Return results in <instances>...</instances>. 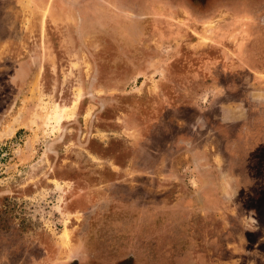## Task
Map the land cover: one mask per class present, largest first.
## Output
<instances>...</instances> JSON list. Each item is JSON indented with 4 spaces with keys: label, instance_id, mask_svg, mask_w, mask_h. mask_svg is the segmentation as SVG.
Segmentation results:
<instances>
[{
    "label": "rangeland",
    "instance_id": "374dc122",
    "mask_svg": "<svg viewBox=\"0 0 264 264\" xmlns=\"http://www.w3.org/2000/svg\"><path fill=\"white\" fill-rule=\"evenodd\" d=\"M188 1L0 0V264H264V0Z\"/></svg>",
    "mask_w": 264,
    "mask_h": 264
},
{
    "label": "crops",
    "instance_id": "0c3cea01",
    "mask_svg": "<svg viewBox=\"0 0 264 264\" xmlns=\"http://www.w3.org/2000/svg\"><path fill=\"white\" fill-rule=\"evenodd\" d=\"M178 1V0H177ZM181 1H185V6H187V7H193V5H192V3L191 2H189L188 0H181ZM240 1V0H239ZM237 1H233V0H213V3H214V5L212 6V9H214V10H218V9H220V8H223V9H225V8H230V7H234L235 9H238V8H236V5H237V3H236ZM191 3V4H190ZM239 4V3H238ZM184 5V4H183ZM178 7H180V6H182V5H177ZM243 6V5H242ZM209 7V6H208ZM241 7V6H240ZM244 7H246V6H244ZM250 7V6H249ZM254 7H255V9H256V11L253 13V17H252V20L254 21V23L255 24H261L260 23V20L261 19H263L264 20V6H258V5H251V9H254ZM234 17H236V18H238V16L237 15H235L234 14ZM211 23V25H212V22H209V23H207V24H210ZM207 24H206V26H207ZM206 26H204V27H206ZM258 27V26H257ZM260 34V33H259ZM250 35V34H249ZM249 35H247V38L246 39H249V40H253L254 38H252L251 36H249ZM253 35H255L256 36V38L251 42V45H249L248 46V49H250V48H252V47H254L256 44H259V43H256L255 41L256 40H263L261 37L262 36H264L263 34H261V35H258V34H255V32L253 31ZM209 37L212 39V37H211V35H209ZM236 38H239V39H243L242 37H241V35H239V37H236ZM245 38V37H244ZM202 39V38H201ZM200 39V40H201ZM245 40V39H244ZM200 45H201V43H200ZM260 45V44H259ZM246 47H247V45H246ZM246 52H247V48H245L244 47V49H240V51L238 52L240 55H245L246 57L248 56V57H251L252 55H246ZM260 53V52H259ZM257 55H258V53H257ZM264 71V70H263Z\"/></svg>",
    "mask_w": 264,
    "mask_h": 264
},
{
    "label": "bare ground",
    "instance_id": "6f19581e",
    "mask_svg": "<svg viewBox=\"0 0 264 264\" xmlns=\"http://www.w3.org/2000/svg\"><path fill=\"white\" fill-rule=\"evenodd\" d=\"M57 122H58V123H60V119H58V121H57ZM57 122H56V123H57Z\"/></svg>",
    "mask_w": 264,
    "mask_h": 264
},
{
    "label": "flooded vegetation",
    "instance_id": "af4514ba",
    "mask_svg": "<svg viewBox=\"0 0 264 264\" xmlns=\"http://www.w3.org/2000/svg\"><path fill=\"white\" fill-rule=\"evenodd\" d=\"M227 1V0H226ZM229 1V0H228Z\"/></svg>",
    "mask_w": 264,
    "mask_h": 264
}]
</instances>
